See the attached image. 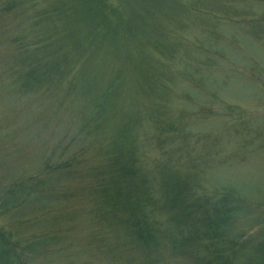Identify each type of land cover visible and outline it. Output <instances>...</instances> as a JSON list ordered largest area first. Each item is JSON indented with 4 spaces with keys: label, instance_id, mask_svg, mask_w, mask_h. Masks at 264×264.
<instances>
[{
    "label": "rangeland",
    "instance_id": "rangeland-1",
    "mask_svg": "<svg viewBox=\"0 0 264 264\" xmlns=\"http://www.w3.org/2000/svg\"><path fill=\"white\" fill-rule=\"evenodd\" d=\"M1 234L0 264H264V0H0Z\"/></svg>",
    "mask_w": 264,
    "mask_h": 264
},
{
    "label": "trees",
    "instance_id": "trees-1",
    "mask_svg": "<svg viewBox=\"0 0 264 264\" xmlns=\"http://www.w3.org/2000/svg\"><path fill=\"white\" fill-rule=\"evenodd\" d=\"M113 158H112V160H111V164L113 163L114 165H116L117 167H118V172H116V179L114 180V182L113 183H111L110 184V186H113L114 188H115V191H114V193L113 194H110L109 192H108V188L106 187H103V189H105L104 190V199H105V201H106V203H109L112 207H116V206H118L119 205V202L121 201V200H123V197L124 196H127L126 194H123L122 193V191L124 190L123 189V187H124V183L126 182V180H125V175H129V176H132V177H134L136 174L134 173V172H129L128 170H126L125 168H124V166L122 165V163L120 162V160H119V158H117V156H112ZM73 163L74 162H72V163H70L71 164V168H72V166H73ZM69 166V165H68ZM28 182H30V183H32L33 182V178H30L29 180H28ZM29 184H27V186H28ZM24 186V185H23ZM25 186H26V184H25ZM25 188H28V187H25ZM107 190V191H106ZM117 199H118V201H117ZM206 206V208H207V203H203V206L201 207L200 206V208H204ZM175 220L177 221V222H179V219L176 217L175 218ZM132 223V222H131ZM134 224V223H133ZM142 224H143V220H141V221H137V223H135L134 224V226H135V228H136V230H134V231H132V233L134 234V236H135V234H136V237L137 236H139V238H136V240H138L139 242H143V245L145 246V247H147V246H149V247H151V244H152V237H151V232H147L146 230H144L141 226H142ZM194 226H196V224L194 225ZM141 227V228H140ZM137 228H139V230L137 229ZM149 227H147V229H148ZM140 229H142V231L140 230ZM135 232V233H134ZM0 237H2L3 239H4V237L2 236V234H1V236ZM184 243V242H183ZM17 246V245H16ZM19 264H20V262H19Z\"/></svg>",
    "mask_w": 264,
    "mask_h": 264
}]
</instances>
